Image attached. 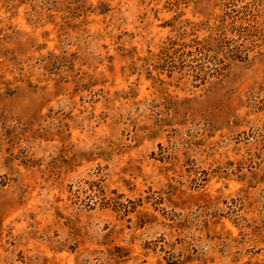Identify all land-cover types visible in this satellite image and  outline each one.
Segmentation results:
<instances>
[{"label": "rangeland", "instance_id": "obj_1", "mask_svg": "<svg viewBox=\"0 0 264 264\" xmlns=\"http://www.w3.org/2000/svg\"><path fill=\"white\" fill-rule=\"evenodd\" d=\"M0 264H264V0H0Z\"/></svg>", "mask_w": 264, "mask_h": 264}]
</instances>
